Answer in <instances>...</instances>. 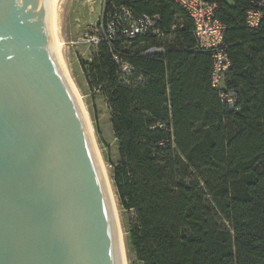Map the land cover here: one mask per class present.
Masks as SVG:
<instances>
[{
  "label": "trees",
  "instance_id": "trees-1",
  "mask_svg": "<svg viewBox=\"0 0 264 264\" xmlns=\"http://www.w3.org/2000/svg\"><path fill=\"white\" fill-rule=\"evenodd\" d=\"M126 1L159 15L165 36L118 43L132 84L118 78L107 44L87 73L118 140L111 176L129 214L130 264H264V16L253 29L251 0L221 2L231 67L217 89L211 53L194 50V22L181 6ZM222 90L236 93L235 108Z\"/></svg>",
  "mask_w": 264,
  "mask_h": 264
},
{
  "label": "water",
  "instance_id": "water-1",
  "mask_svg": "<svg viewBox=\"0 0 264 264\" xmlns=\"http://www.w3.org/2000/svg\"><path fill=\"white\" fill-rule=\"evenodd\" d=\"M57 2L0 0V264H126Z\"/></svg>",
  "mask_w": 264,
  "mask_h": 264
},
{
  "label": "built area",
  "instance_id": "built-area-1",
  "mask_svg": "<svg viewBox=\"0 0 264 264\" xmlns=\"http://www.w3.org/2000/svg\"><path fill=\"white\" fill-rule=\"evenodd\" d=\"M181 6L194 22L193 33L196 38L195 51L210 52L212 57V86L219 89L225 75L231 67V59L225 44L227 25L218 16L221 2L226 0H173ZM252 7L246 13V26L257 29L261 26L264 16V0H251ZM159 15H149L137 12L126 0H102L101 12L86 31L80 41L90 45L99 46L107 44L117 64L118 78L127 84L135 82L132 79L134 67L124 59L118 43L131 41L139 36L154 34L165 36L161 29ZM165 50L164 45L152 46L143 53H159ZM139 77L136 82H142ZM101 87H95L99 92ZM221 100L228 103L230 108L237 105L234 91H221Z\"/></svg>",
  "mask_w": 264,
  "mask_h": 264
},
{
  "label": "rangeland",
  "instance_id": "rangeland-1",
  "mask_svg": "<svg viewBox=\"0 0 264 264\" xmlns=\"http://www.w3.org/2000/svg\"><path fill=\"white\" fill-rule=\"evenodd\" d=\"M102 0H58L56 7V34L64 43L62 53L67 65L69 78L81 100L88 118L96 146L108 173L116 195L121 227L124 233L128 264L130 254L126 232V214L121 208L112 180L110 160L118 157V140L111 124V111L103 91L92 88L87 71L100 51L99 46L80 41L83 34L93 28L101 12Z\"/></svg>",
  "mask_w": 264,
  "mask_h": 264
},
{
  "label": "bare ground",
  "instance_id": "bare-ground-1",
  "mask_svg": "<svg viewBox=\"0 0 264 264\" xmlns=\"http://www.w3.org/2000/svg\"><path fill=\"white\" fill-rule=\"evenodd\" d=\"M57 37H58V36H57ZM58 40H59L60 46H61V48H62V46H63L64 43H63L59 38H58ZM61 50H62V49H61ZM69 79H70V78H69ZM70 82H71V80H70ZM71 84H72V82H71ZM72 86H73V84H72ZM73 88H74V86H73ZM74 90H75V89H74ZM75 92H76V90H75ZM76 94H77V92H76ZM77 96H78V94H77ZM78 99H79V102H80V104H81V108H82V111H83L84 117H85V119H86V122H87L88 128H89V130H90L91 136H92V138H93L94 144H95V146H96V142H95V139H94V136H93V133H92V130H91V127H90V124H89L88 118H87V116H86V113H85V111H84V108H83V106H82V103H81V100H80L79 97H78ZM96 149H97V146H96ZM97 152H98V149H97ZM98 154H99V152H98ZM99 157H100V154H99ZM100 159H101V157H100ZM101 162H102V159H101ZM102 164H103V162H102ZM103 167H104V165H103ZM104 168H105V167H104ZM105 170H106V169H105ZM105 173H106V176H107L108 181H109V183H110V187H111L112 195H113L114 202H115V206H116V209H117L118 219H119V224H120V229H121V235H122V241H123V248H124L125 261H126V264H128L126 241H125L124 233H123V230H122V227H121V223H120V218H119V212H118V205H117L116 195H115V193H114V191H113V187H112V184H111L110 178H109V176H108V173H107L106 171H105Z\"/></svg>",
  "mask_w": 264,
  "mask_h": 264
}]
</instances>
